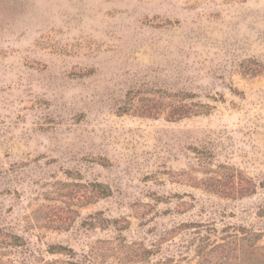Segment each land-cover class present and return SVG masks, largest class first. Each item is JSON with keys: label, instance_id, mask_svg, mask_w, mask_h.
I'll list each match as a JSON object with an SVG mask.
<instances>
[{"label": "rangeland", "instance_id": "1", "mask_svg": "<svg viewBox=\"0 0 264 264\" xmlns=\"http://www.w3.org/2000/svg\"><path fill=\"white\" fill-rule=\"evenodd\" d=\"M241 228L264 0H0V264H199Z\"/></svg>", "mask_w": 264, "mask_h": 264}, {"label": "trees", "instance_id": "2", "mask_svg": "<svg viewBox=\"0 0 264 264\" xmlns=\"http://www.w3.org/2000/svg\"><path fill=\"white\" fill-rule=\"evenodd\" d=\"M258 241V235L254 237L245 228L228 235L222 243H213L207 237L197 247L199 264H264V245H259Z\"/></svg>", "mask_w": 264, "mask_h": 264}]
</instances>
